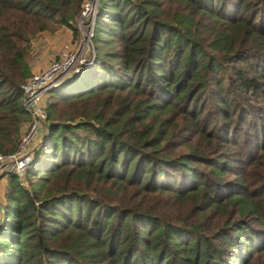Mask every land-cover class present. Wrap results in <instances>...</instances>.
<instances>
[{"label":"trees","instance_id":"16d2710c","mask_svg":"<svg viewBox=\"0 0 264 264\" xmlns=\"http://www.w3.org/2000/svg\"><path fill=\"white\" fill-rule=\"evenodd\" d=\"M82 0H0V153L31 39ZM87 63L9 173L0 264H264V0H99Z\"/></svg>","mask_w":264,"mask_h":264},{"label":"built area","instance_id":"2783aa9c","mask_svg":"<svg viewBox=\"0 0 264 264\" xmlns=\"http://www.w3.org/2000/svg\"><path fill=\"white\" fill-rule=\"evenodd\" d=\"M98 4L99 0H82L79 16L75 23L78 31L77 39H75L84 45L79 56L76 58L74 55L77 52L73 53L69 49L67 54L61 53L55 56L44 67L32 72L21 84L22 106L28 115V120L14 150L10 153H0V175L12 173L17 176L19 183L26 184L25 169L32 157L33 150L41 141L39 136L43 135L41 129L44 126L46 113L42 97L51 88L56 87L76 63L78 64L75 71L87 63L85 56H83L85 60H81L80 53L83 55L85 51L89 56L92 55L90 37Z\"/></svg>","mask_w":264,"mask_h":264},{"label":"rangeland","instance_id":"374dc122","mask_svg":"<svg viewBox=\"0 0 264 264\" xmlns=\"http://www.w3.org/2000/svg\"><path fill=\"white\" fill-rule=\"evenodd\" d=\"M78 34V31L76 29V34L73 32L72 28L69 27H60L54 29V27H50L48 30H42L34 35L32 37L31 41V57H30V69L31 72H35L36 70L44 67L52 58L55 56L63 53L67 54L68 50L73 53H76V58L79 56V52L82 51L84 48V45L82 43H78L76 41V36ZM76 38V39H75ZM91 38V37H90ZM75 41V42H73ZM91 45H92V51H93V43L91 39ZM89 58L88 54L84 51L83 55L80 53L81 60H85V58ZM78 63L74 66V68L70 69L67 74L63 77L62 81L65 78H68L73 75L75 68ZM68 70V69H67ZM61 81V82H62ZM60 82V83H61ZM59 83V84H60ZM58 84V85H59ZM57 85V86H58ZM48 92V91H47ZM47 93L43 95L42 101L45 103V100L47 98ZM26 126V124H25ZM25 126L23 127L22 131L24 130ZM43 128V127H42ZM44 130V128H43ZM41 130V132L43 131ZM40 132V134H41ZM42 136H39V138L42 140ZM34 152V150H33ZM33 154V153H32ZM9 174V173H7ZM7 174L0 175V203L4 201V190L7 187L8 179H5ZM5 176V177H3Z\"/></svg>","mask_w":264,"mask_h":264},{"label":"crops","instance_id":"0c3cea01","mask_svg":"<svg viewBox=\"0 0 264 264\" xmlns=\"http://www.w3.org/2000/svg\"><path fill=\"white\" fill-rule=\"evenodd\" d=\"M3 177H5V176H3Z\"/></svg>","mask_w":264,"mask_h":264}]
</instances>
